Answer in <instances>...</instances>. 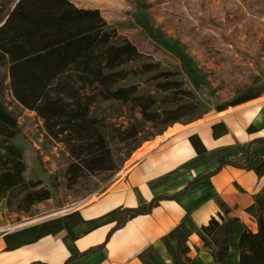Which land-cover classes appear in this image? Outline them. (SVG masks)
I'll return each instance as SVG.
<instances>
[{"label": "trees", "instance_id": "1", "mask_svg": "<svg viewBox=\"0 0 264 264\" xmlns=\"http://www.w3.org/2000/svg\"><path fill=\"white\" fill-rule=\"evenodd\" d=\"M0 25V150L20 134L16 118L5 106L4 94L9 91L19 106L36 114L46 137L65 148L71 159L64 173L68 188L90 178L104 183L120 170L104 132L105 128H111L110 117L97 113L102 104L109 107L118 104L137 112L144 124L163 128L158 129L157 136L175 124L188 125L194 120L191 117L197 107L194 95L182 89V82L176 81L174 74L160 71L150 57L119 36L98 10L80 9L69 0H18L2 13ZM138 63L139 67L124 69ZM138 77L155 82L157 94L170 93L169 98H164L170 104L175 103V107L158 115L154 109L157 102L151 93L140 92L137 85L120 86ZM176 93L187 102L179 104ZM181 112L184 113L179 115ZM140 131L129 125L120 133L117 144L128 149L126 159L139 149ZM148 141H152L151 135L142 140ZM253 143L264 144V140ZM247 164L248 153L247 161L236 167ZM51 198V191L41 180L27 178L10 189L4 208L8 213L27 214L34 205ZM173 198L158 197L144 207L118 211L102 244L70 257L64 264L103 252L112 235L127 220L148 216L159 202ZM221 211L227 213L222 206ZM235 222L236 219L211 218L201 228L199 240L209 251L213 264L226 260L230 228ZM237 251L238 264H264L263 214L256 216L255 232L244 230L240 234ZM188 253L186 248L181 257ZM184 262L191 261L184 259Z\"/></svg>", "mask_w": 264, "mask_h": 264}, {"label": "crops", "instance_id": "2", "mask_svg": "<svg viewBox=\"0 0 264 264\" xmlns=\"http://www.w3.org/2000/svg\"><path fill=\"white\" fill-rule=\"evenodd\" d=\"M262 93H241L234 107L214 110L188 125L175 124L183 129L166 136L175 125L169 127L155 147L94 200L67 211L65 204L49 216L1 232L0 264H64L102 244L118 211L144 207L158 197L174 198L159 202L148 216L127 220L103 252L70 264H187L181 252L188 248V255L199 258L205 250L201 228L211 218L236 219L221 264H238L240 234L255 232L256 216L264 215V144H251L264 140ZM247 153L248 164L237 168L247 161ZM1 164L10 166L9 161ZM9 170H0L1 185L16 178ZM208 258L213 264L209 251Z\"/></svg>", "mask_w": 264, "mask_h": 264}, {"label": "rangeland", "instance_id": "3", "mask_svg": "<svg viewBox=\"0 0 264 264\" xmlns=\"http://www.w3.org/2000/svg\"><path fill=\"white\" fill-rule=\"evenodd\" d=\"M17 1L0 0V16ZM69 1L80 9L98 10L109 27L127 39L139 53L150 57L151 63L157 64L160 71L174 74V79L182 82V89L194 95L197 107L191 116L194 118L192 123L214 110L234 107L241 93L263 92L264 95V3L241 10L221 6L215 14H205L192 7L191 0ZM252 1L248 0L249 3ZM139 66L140 63L124 69ZM147 78L130 79L120 86L137 85L140 92L151 93L157 102L154 109L158 115L165 109H173L176 104H170L168 98L171 94H157L155 82H149ZM178 93L175 96L178 103H186L184 96ZM4 102L18 123L20 134L10 143L20 156L22 169L16 177L18 181L15 178L9 184L1 185L0 179V233L49 216L65 204H69L65 208L67 211L94 200L125 173V162L133 154L126 159L128 149L117 144L125 127L133 125L141 130L139 148L151 142L143 143V138L151 135L155 140L158 129H163L144 124L137 112H131L127 107L102 104L97 113L110 117L111 128H105L104 132L120 170L112 176L113 179L106 181L111 179L106 185V182L99 183L96 178H90L68 188L64 173L71 159L65 148L46 137L36 114L19 106L9 91L4 94ZM4 161L8 158L0 155L1 171L7 167L1 164ZM27 178L41 180L43 186L51 191V200L34 205L27 214L8 213L4 208L8 192ZM88 189L94 190L88 193ZM201 253L199 258L186 254L181 259L183 262L184 259H193V264H208V250Z\"/></svg>", "mask_w": 264, "mask_h": 264}, {"label": "bare ground", "instance_id": "4", "mask_svg": "<svg viewBox=\"0 0 264 264\" xmlns=\"http://www.w3.org/2000/svg\"><path fill=\"white\" fill-rule=\"evenodd\" d=\"M261 3H264V0H254L251 3H249L248 0H191L190 1V4L192 7L194 6L195 9H197L198 11L205 12V14L206 13L215 14L216 11L221 6H223L224 8L241 10L243 8H246V7L256 8ZM181 129H183L181 126L175 125L172 130H168V132L166 133V136L170 135L172 133H175ZM159 141H160V139L156 138L154 142L145 143L144 146L142 147V149L134 155L133 159L130 162L127 163L123 172H125L134 163V161H136L142 155L147 153L150 149L155 147ZM0 155L4 156V157L6 156L8 158V161L10 162V166L6 167V170L10 169L8 171L10 176L12 175V178L17 177L20 170L22 169V164H21L20 156H19L18 152L15 150V148H13L11 143L7 144L5 146V148H2L0 150ZM206 219H207V214H205V216L202 218V222L205 223ZM31 222H29V223H31ZM26 224H28V223H26ZM207 262H208V264L210 263V258L207 259Z\"/></svg>", "mask_w": 264, "mask_h": 264}, {"label": "water", "instance_id": "5", "mask_svg": "<svg viewBox=\"0 0 264 264\" xmlns=\"http://www.w3.org/2000/svg\"><path fill=\"white\" fill-rule=\"evenodd\" d=\"M1 26V25H0Z\"/></svg>", "mask_w": 264, "mask_h": 264}]
</instances>
